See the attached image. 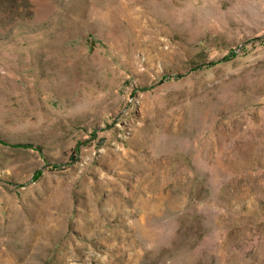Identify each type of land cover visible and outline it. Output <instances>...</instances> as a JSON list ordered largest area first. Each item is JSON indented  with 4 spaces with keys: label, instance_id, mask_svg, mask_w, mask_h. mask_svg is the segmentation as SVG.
<instances>
[{
    "label": "rangeland",
    "instance_id": "1",
    "mask_svg": "<svg viewBox=\"0 0 264 264\" xmlns=\"http://www.w3.org/2000/svg\"><path fill=\"white\" fill-rule=\"evenodd\" d=\"M0 264H264V0H0Z\"/></svg>",
    "mask_w": 264,
    "mask_h": 264
}]
</instances>
